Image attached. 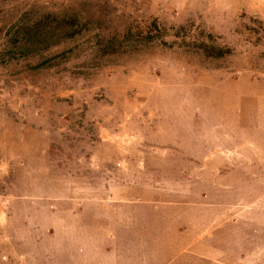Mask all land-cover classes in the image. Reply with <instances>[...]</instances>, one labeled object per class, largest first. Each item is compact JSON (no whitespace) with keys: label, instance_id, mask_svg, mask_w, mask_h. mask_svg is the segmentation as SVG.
<instances>
[{"label":"rangeland","instance_id":"374dc122","mask_svg":"<svg viewBox=\"0 0 264 264\" xmlns=\"http://www.w3.org/2000/svg\"><path fill=\"white\" fill-rule=\"evenodd\" d=\"M246 7L243 0H0V127L11 118L35 113L32 109L40 102L43 119L37 139L46 138L49 176L65 182L76 196H86V181L116 176L107 167L142 161L152 144L157 147L147 135L161 120L169 123L166 129L177 147L163 159L146 156L145 165L165 166V173L146 174L154 181L175 182L178 175L173 171L180 167L195 174L196 165L226 160L225 150L234 145L239 153L252 151L254 147L242 146V141L253 139L259 146L264 134L238 129L235 102L249 92L260 97L261 109L252 114L258 127L257 116L264 115V7L262 14ZM45 14L59 20L74 16L75 21L72 26L47 21L41 41L21 53L12 43L21 36L19 28ZM110 44L115 45L105 53L102 46ZM217 48L227 52L217 56ZM55 55L62 56L53 59ZM48 58L50 63L37 67ZM100 125L121 134L122 155L117 144H104ZM137 138L138 147L137 141L131 145L130 139ZM14 141L8 143V152L15 149ZM214 150L220 151L219 158ZM99 165L102 170L95 172ZM234 171L216 179L222 189L198 185L191 197L200 200L202 194L206 199L201 201L209 203L255 200L245 207L246 213L264 210V183L254 180L260 177L256 167ZM178 185L187 188L182 180ZM80 202L74 201L76 212ZM50 209L56 211L47 203L40 212ZM178 210L182 215L205 212L185 206ZM242 210L235 206L236 213ZM254 226L260 229L259 222L254 221L251 230ZM115 238L107 237L102 247L110 262L117 251ZM2 245L0 264H31L19 261L17 238L11 246ZM89 248L60 241L52 253L41 256L45 261L50 256L51 264L103 260ZM174 251L168 253L170 264L186 256H175Z\"/></svg>","mask_w":264,"mask_h":264},{"label":"crops","instance_id":"0c3cea01","mask_svg":"<svg viewBox=\"0 0 264 264\" xmlns=\"http://www.w3.org/2000/svg\"><path fill=\"white\" fill-rule=\"evenodd\" d=\"M243 2L247 5L245 11L253 9L255 13H263L264 0ZM261 103L260 97L250 92L235 102L240 115V131L264 134V115L257 116L258 127L254 126L255 116H252L261 109ZM18 105V109L24 108ZM35 105L32 109L35 113L8 118V124L0 127V243L2 247L11 246V241L14 243L17 238L20 262L45 261L41 254L52 253L61 241L67 246L83 243L84 247H90L99 258L103 257L97 264H170L167 258L172 249H175V256L186 254L173 264H264V210L254 215L245 210L246 206L255 204V200L240 198L209 203L201 201L206 199L205 195L201 194L200 200L191 197V190L199 189L198 185L222 189L216 179L227 177L231 171L235 173V167L255 166L260 177L254 180L260 185L264 183L261 175L264 174V141L257 146L253 139H245L242 146H253L254 150L239 153L234 145L225 150L226 160H213L215 165H196L195 174L190 168L180 167L173 171L179 176L173 179L175 182L171 183L170 178L154 181L146 174L165 173V166L145 165L146 156L163 159L169 150L175 151L174 146L177 147L173 144L174 135L166 129L169 123L161 120L147 135L157 147L152 144L142 161L107 167L106 171L116 176L100 178L97 182L86 181V196H76L65 182L49 176L48 146L43 143L46 138L37 139L38 122L43 119L41 103ZM13 120H20L19 125ZM100 126L104 144H117L118 153L122 155L125 141L120 138L121 134L118 136L114 129ZM133 128L138 129L137 126ZM17 129L21 132L16 133ZM229 136L231 134L228 139ZM138 139H130L131 145ZM10 141L15 143L12 152L6 149ZM214 153L219 158L220 151L214 150ZM136 155L139 157V152ZM94 170L100 172L102 167L95 166ZM208 173L210 177H206ZM180 180L186 182L187 191L178 187ZM78 200L82 208L76 212L74 201ZM47 203L56 211L50 209L41 213V207ZM60 203L61 213L58 211ZM236 205L243 210L236 213ZM180 206L205 209V212L190 214L186 211L182 215L178 210ZM254 221L259 222L260 229L254 226L251 230ZM113 236H116L117 251L110 262L102 247L106 238ZM6 251L3 249V253ZM2 259L5 261L9 257ZM48 259L42 263L51 264L50 256Z\"/></svg>","mask_w":264,"mask_h":264},{"label":"trees","instance_id":"16d2710c","mask_svg":"<svg viewBox=\"0 0 264 264\" xmlns=\"http://www.w3.org/2000/svg\"><path fill=\"white\" fill-rule=\"evenodd\" d=\"M74 16H70V17H64L62 19H57L54 16L45 14L43 15L38 21L34 22L32 25L29 24H25L22 25L21 28H19V33L21 36L19 39L17 40H12V43L15 47H17L19 49V51L21 53H27L29 51H31L33 48H35V44L39 42V40L41 41L40 37L42 36L43 33V28H45V24L46 22H56L58 25L59 24H65V25H70L72 26V24H74ZM44 24V25H43ZM20 45V46H18ZM115 44H110V45H103V51H105V53L114 47ZM227 51L221 48H217L216 50V55L217 56H222L224 53H226ZM63 55V54H62ZM61 55V56H62ZM58 55L53 56V59L57 58V57H61ZM51 58L45 59L42 62L38 63L37 67L40 68L44 65H47L48 63H50Z\"/></svg>","mask_w":264,"mask_h":264}]
</instances>
